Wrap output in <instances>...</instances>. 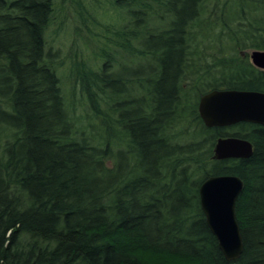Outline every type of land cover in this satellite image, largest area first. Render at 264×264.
Wrapping results in <instances>:
<instances>
[{"label": "trees", "instance_id": "16d2710c", "mask_svg": "<svg viewBox=\"0 0 264 264\" xmlns=\"http://www.w3.org/2000/svg\"><path fill=\"white\" fill-rule=\"evenodd\" d=\"M203 3L111 1L125 23L107 32L99 63L73 66L98 123L87 130L45 38L55 0H0V264H264V126L206 128L197 111L213 90L264 93L247 59L202 60L215 22L237 48L264 51V0H237L234 20L213 24ZM224 137L250 142L251 156L213 160ZM226 175L243 182V251L231 262L198 197Z\"/></svg>", "mask_w": 264, "mask_h": 264}, {"label": "rangeland", "instance_id": "374dc122", "mask_svg": "<svg viewBox=\"0 0 264 264\" xmlns=\"http://www.w3.org/2000/svg\"><path fill=\"white\" fill-rule=\"evenodd\" d=\"M111 1L55 0V22L45 35L48 47L57 55L56 70L62 94L67 104L72 106L77 124L87 130H90V127L96 129L98 123L88 114L89 110L80 94L78 82L74 80L73 66L76 61H83L87 67L99 63L97 56L104 47V40L108 37L107 32L119 29L125 23L121 13H116L111 8ZM236 3L237 0H204L203 16L206 19L209 17L206 20L208 22L210 18L211 22L221 21L223 13L224 20L231 22L239 8ZM221 27V22L218 24L215 22L209 30L208 26H205V36L209 40L204 42L214 41V43L210 44L208 51H204L203 62L207 61L209 64L217 62L215 65L228 67L229 64L225 63V59L230 63L231 58L240 57L250 63V55L256 50L249 47L237 48V44L230 39V32ZM81 67L82 64L78 69ZM193 89H196L195 86ZM193 93L195 92H190L188 95L193 97Z\"/></svg>", "mask_w": 264, "mask_h": 264}, {"label": "water", "instance_id": "95a60500", "mask_svg": "<svg viewBox=\"0 0 264 264\" xmlns=\"http://www.w3.org/2000/svg\"><path fill=\"white\" fill-rule=\"evenodd\" d=\"M251 64L264 71V51H253ZM198 115L206 128H226L239 123L264 126V93L241 90H213L202 95L197 105ZM252 154V145L238 137L218 138L212 159H246ZM243 189L236 176H212L199 189L200 209L206 225L215 237L224 258L236 261L243 251V242L236 220L235 205Z\"/></svg>", "mask_w": 264, "mask_h": 264}, {"label": "flooded vegetation", "instance_id": "af4514ba", "mask_svg": "<svg viewBox=\"0 0 264 264\" xmlns=\"http://www.w3.org/2000/svg\"><path fill=\"white\" fill-rule=\"evenodd\" d=\"M204 95V94H203Z\"/></svg>", "mask_w": 264, "mask_h": 264}]
</instances>
